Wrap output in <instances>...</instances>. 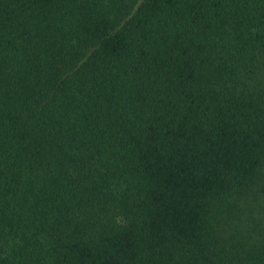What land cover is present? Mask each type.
Segmentation results:
<instances>
[{"label": "trees", "instance_id": "obj_1", "mask_svg": "<svg viewBox=\"0 0 264 264\" xmlns=\"http://www.w3.org/2000/svg\"><path fill=\"white\" fill-rule=\"evenodd\" d=\"M263 57L264 0H0V264H264Z\"/></svg>", "mask_w": 264, "mask_h": 264}, {"label": "rangeland", "instance_id": "obj_2", "mask_svg": "<svg viewBox=\"0 0 264 264\" xmlns=\"http://www.w3.org/2000/svg\"><path fill=\"white\" fill-rule=\"evenodd\" d=\"M256 81L264 83V57ZM221 223V241L238 252L241 258H249L264 246V174L250 193L233 201ZM14 243L0 241V258L10 253Z\"/></svg>", "mask_w": 264, "mask_h": 264}]
</instances>
